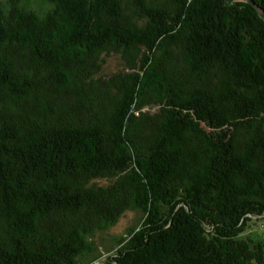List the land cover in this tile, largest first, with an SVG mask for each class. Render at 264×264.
Wrapping results in <instances>:
<instances>
[{
  "label": "trees",
  "instance_id": "16d2710c",
  "mask_svg": "<svg viewBox=\"0 0 264 264\" xmlns=\"http://www.w3.org/2000/svg\"><path fill=\"white\" fill-rule=\"evenodd\" d=\"M128 211L104 264H264L242 238L264 218V20L225 0H0V264L94 263Z\"/></svg>",
  "mask_w": 264,
  "mask_h": 264
},
{
  "label": "rangeland",
  "instance_id": "374dc122",
  "mask_svg": "<svg viewBox=\"0 0 264 264\" xmlns=\"http://www.w3.org/2000/svg\"><path fill=\"white\" fill-rule=\"evenodd\" d=\"M240 2V0L238 1ZM38 3V0H33V4ZM35 7V5H33ZM123 69V64L118 56H110L105 58V62L102 64V74L109 75L112 73H118ZM146 111L154 113L157 111L156 107H149ZM140 218L138 212H126L124 213L117 223L112 226L108 231L102 233H96L94 241L99 248L100 259L94 263L89 262V258H85L80 261V264H104L107 262V258L113 254L115 241L124 236L128 228L135 227ZM242 238H248L252 241L264 242V218L258 219L257 217H250V220L245 223L244 233Z\"/></svg>",
  "mask_w": 264,
  "mask_h": 264
},
{
  "label": "water",
  "instance_id": "95a60500",
  "mask_svg": "<svg viewBox=\"0 0 264 264\" xmlns=\"http://www.w3.org/2000/svg\"><path fill=\"white\" fill-rule=\"evenodd\" d=\"M239 0H225L226 3L230 4L232 2H238ZM240 2L248 3L250 4L257 12L259 17L264 20V12L256 5L254 4L251 0H240Z\"/></svg>",
  "mask_w": 264,
  "mask_h": 264
}]
</instances>
